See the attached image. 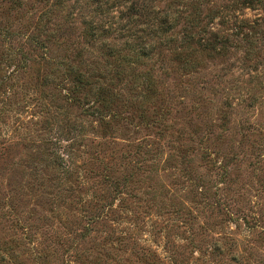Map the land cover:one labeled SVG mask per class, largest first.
<instances>
[{
    "label": "rangeland",
    "instance_id": "1",
    "mask_svg": "<svg viewBox=\"0 0 264 264\" xmlns=\"http://www.w3.org/2000/svg\"><path fill=\"white\" fill-rule=\"evenodd\" d=\"M0 264H264V0H0Z\"/></svg>",
    "mask_w": 264,
    "mask_h": 264
},
{
    "label": "trees",
    "instance_id": "2",
    "mask_svg": "<svg viewBox=\"0 0 264 264\" xmlns=\"http://www.w3.org/2000/svg\"><path fill=\"white\" fill-rule=\"evenodd\" d=\"M170 16L171 15L169 13L166 14L165 17H166L167 21L170 18ZM176 19H177V16H176V18L171 17L170 18L171 22H169L170 25L172 24L173 21H176ZM169 29H171V28H169ZM185 31L187 32V29ZM183 38L187 40L189 38V36H187V34L185 33ZM114 52H116V55L119 56L120 60L122 61V65L127 66V68L129 66H132L133 64H139L140 58L143 57L140 48L139 49L129 48L128 53H124V54H122L119 50L118 51L114 50ZM191 55H192V53L190 55H186V57H187L186 61L187 62L191 61ZM125 64H127V65H125ZM130 69L134 70V68H130ZM80 83H81V81H80ZM142 87L144 90H148V91L152 90V83H151V80L149 77L147 79L145 78L144 83H142Z\"/></svg>",
    "mask_w": 264,
    "mask_h": 264
}]
</instances>
